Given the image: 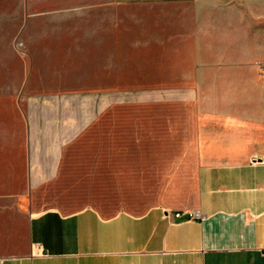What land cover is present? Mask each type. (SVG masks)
Wrapping results in <instances>:
<instances>
[{
  "label": "crops",
  "instance_id": "0c3cea01",
  "mask_svg": "<svg viewBox=\"0 0 264 264\" xmlns=\"http://www.w3.org/2000/svg\"><path fill=\"white\" fill-rule=\"evenodd\" d=\"M155 105L180 152L67 151ZM0 264H264V0H0Z\"/></svg>",
  "mask_w": 264,
  "mask_h": 264
},
{
  "label": "rangeland",
  "instance_id": "374dc122",
  "mask_svg": "<svg viewBox=\"0 0 264 264\" xmlns=\"http://www.w3.org/2000/svg\"><path fill=\"white\" fill-rule=\"evenodd\" d=\"M191 111L187 105L116 107L103 115L101 120H97L96 124L91 125L84 136L67 151L180 152L179 123L188 117ZM50 191L44 200H51ZM53 205L57 204L42 203L37 207ZM79 206L59 207L72 210Z\"/></svg>",
  "mask_w": 264,
  "mask_h": 264
},
{
  "label": "built area",
  "instance_id": "2783aa9c",
  "mask_svg": "<svg viewBox=\"0 0 264 264\" xmlns=\"http://www.w3.org/2000/svg\"><path fill=\"white\" fill-rule=\"evenodd\" d=\"M175 216L180 217V213H176ZM203 217V212L201 210L188 211L186 213V218L199 219Z\"/></svg>",
  "mask_w": 264,
  "mask_h": 264
}]
</instances>
